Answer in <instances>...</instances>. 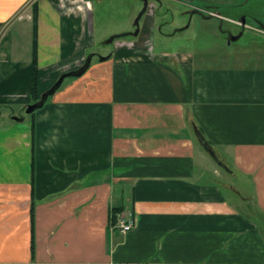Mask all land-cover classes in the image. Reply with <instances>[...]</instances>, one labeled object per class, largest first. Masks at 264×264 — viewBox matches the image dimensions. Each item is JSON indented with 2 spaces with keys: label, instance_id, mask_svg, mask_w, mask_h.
Here are the masks:
<instances>
[{
  "label": "crops",
  "instance_id": "obj_1",
  "mask_svg": "<svg viewBox=\"0 0 264 264\" xmlns=\"http://www.w3.org/2000/svg\"><path fill=\"white\" fill-rule=\"evenodd\" d=\"M250 1L159 5L248 27ZM104 2L0 0V113L11 117L0 122V264H264V64L155 54L153 0L136 35L138 5L128 9L101 59ZM88 55L30 118H13ZM120 208L134 217L125 233L111 228Z\"/></svg>",
  "mask_w": 264,
  "mask_h": 264
},
{
  "label": "rangeland",
  "instance_id": "obj_2",
  "mask_svg": "<svg viewBox=\"0 0 264 264\" xmlns=\"http://www.w3.org/2000/svg\"><path fill=\"white\" fill-rule=\"evenodd\" d=\"M159 1L165 3L167 0H153L156 4L155 11L161 19L159 25L163 27L162 33L158 30L155 31L152 39L155 54L163 55L164 53V55L170 56L178 52H190L196 60L206 66L264 64V25L259 27L260 24L258 23V20H264L263 0L250 1L252 3V13L246 19L248 21L255 19L252 22L255 26L243 27L240 25V28L226 20L204 21L201 17L196 16L199 15L198 11L202 13L200 9L192 12L194 14L192 19L189 15L182 18L176 5H159ZM198 1L203 0H194L195 3H198ZM115 3L119 5L116 9L113 5ZM135 5H138L139 9L142 7V1L106 0L100 8L97 7L94 21L96 43L92 48L93 52L95 51L97 55L102 56L110 52L113 43H106V40L113 34L112 32H120L122 24H125V15L129 17L127 14L128 9L131 10V7L133 8ZM168 7L170 10H168ZM201 8L210 10L215 7L205 3ZM138 9L131 21V31L135 30L133 22L140 11ZM237 23L240 24V21H237ZM234 36L237 37L233 39ZM98 58L93 57L92 62L97 61ZM64 79L63 84L72 78L66 77ZM20 114L24 115L26 119L30 118L31 115V113H25V111ZM9 121H11L9 108H1L0 122ZM222 188L229 196L232 195V192L226 186Z\"/></svg>",
  "mask_w": 264,
  "mask_h": 264
},
{
  "label": "water",
  "instance_id": "obj_3",
  "mask_svg": "<svg viewBox=\"0 0 264 264\" xmlns=\"http://www.w3.org/2000/svg\"><path fill=\"white\" fill-rule=\"evenodd\" d=\"M143 2V6L141 8V10L138 12V15L136 16V18L134 19V22H133V25L135 26V30L128 33L129 35H136L137 32H138V25H139V18L141 17V15L143 14V12L145 11L146 7H147V3H148V0H142ZM118 36V35H111L107 40L106 42H112L113 39ZM237 36H234L232 37L233 39L236 38ZM91 56L92 55H88L87 58L85 59V62L83 63V65L77 69V70H74V71H69V72H65L63 74H61L58 79L55 81V83L49 88L47 89L44 93H42V95L40 96V99L33 102V103H29L27 104L25 107H24V111L25 113H31L32 111L40 108L46 101V98L53 94L57 88L61 85L63 79L65 77H68V76H79L81 75L85 70L86 68L89 66L90 64V59H91ZM108 56H104L102 57L101 59H104V58H107ZM14 119L16 120H22L24 118V115H15L13 116Z\"/></svg>",
  "mask_w": 264,
  "mask_h": 264
},
{
  "label": "built area",
  "instance_id": "obj_4",
  "mask_svg": "<svg viewBox=\"0 0 264 264\" xmlns=\"http://www.w3.org/2000/svg\"><path fill=\"white\" fill-rule=\"evenodd\" d=\"M134 217L131 211H121L115 213L114 220L111 223L112 229H118L120 232L125 233L133 228Z\"/></svg>",
  "mask_w": 264,
  "mask_h": 264
},
{
  "label": "trees",
  "instance_id": "obj_5",
  "mask_svg": "<svg viewBox=\"0 0 264 264\" xmlns=\"http://www.w3.org/2000/svg\"><path fill=\"white\" fill-rule=\"evenodd\" d=\"M35 13H36V11H35ZM35 13L33 15V19L36 21V14ZM32 62H33L32 63L33 64V74L36 75V32H35V27H34V33H33V57H32ZM31 114H33V111H32ZM120 211H122L121 208L120 209H115L113 211L112 220H114L115 213L120 212Z\"/></svg>",
  "mask_w": 264,
  "mask_h": 264
}]
</instances>
